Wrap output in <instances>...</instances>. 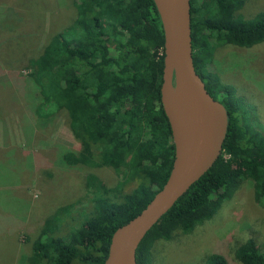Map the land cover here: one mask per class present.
<instances>
[{
  "label": "trees",
  "instance_id": "trees-1",
  "mask_svg": "<svg viewBox=\"0 0 264 264\" xmlns=\"http://www.w3.org/2000/svg\"><path fill=\"white\" fill-rule=\"evenodd\" d=\"M246 1L189 0L192 66L226 112L225 136L211 167L144 235L135 264H149L154 242L190 234L209 220L241 181L250 182L254 202L264 209V129L248 124L240 112L242 99L210 69L215 47L264 42V12L243 17ZM70 6L71 20L39 49L26 46L30 40L22 35L30 32L20 24L0 18V67L13 84H29L37 119L65 114L78 146L59 153L61 164L109 168L119 180L107 188L88 174L85 218L72 227V206L55 209L40 226L29 264H103L112 233L161 189L173 160L159 103L163 35L152 0H70ZM233 259L264 264V248L247 239L234 249ZM198 264L227 262L212 252Z\"/></svg>",
  "mask_w": 264,
  "mask_h": 264
},
{
  "label": "rangeland",
  "instance_id": "rangeland-1",
  "mask_svg": "<svg viewBox=\"0 0 264 264\" xmlns=\"http://www.w3.org/2000/svg\"><path fill=\"white\" fill-rule=\"evenodd\" d=\"M9 1L0 0V18L5 16L8 22L20 24L24 33L30 32L22 35L24 41L30 40L27 47L39 49L72 18L70 0ZM258 12H264V0H247L240 13L250 17ZM210 69L220 84L242 99L246 108L240 107V112L248 124L264 129V42L250 48L215 47ZM13 82L0 67V264H29L40 226L55 209L72 206L68 220L72 227L85 218L90 209L84 200L88 174L107 188L119 178L109 168L61 164L59 153L76 151L78 146L65 114L48 121L37 119L29 84ZM247 239L264 248V209L254 202L250 182L241 181L229 200L190 234L177 232L168 241L154 242L148 263L198 264L218 252L227 264H239L233 251Z\"/></svg>",
  "mask_w": 264,
  "mask_h": 264
},
{
  "label": "water",
  "instance_id": "water-1",
  "mask_svg": "<svg viewBox=\"0 0 264 264\" xmlns=\"http://www.w3.org/2000/svg\"><path fill=\"white\" fill-rule=\"evenodd\" d=\"M152 2L163 35L159 103L170 131L173 160L161 189L134 218L112 233L103 264H135V251L144 235L215 162L226 131L224 108L208 95L192 66L189 0ZM171 76L176 77L187 104L183 126L168 106Z\"/></svg>",
  "mask_w": 264,
  "mask_h": 264
},
{
  "label": "bare ground",
  "instance_id": "bare-ground-1",
  "mask_svg": "<svg viewBox=\"0 0 264 264\" xmlns=\"http://www.w3.org/2000/svg\"><path fill=\"white\" fill-rule=\"evenodd\" d=\"M167 101L174 119L179 125L183 126L187 119V104L181 96L176 77L174 76L170 77Z\"/></svg>",
  "mask_w": 264,
  "mask_h": 264
}]
</instances>
